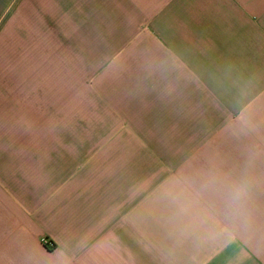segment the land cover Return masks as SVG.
<instances>
[{"label":"crops","instance_id":"0c3cea01","mask_svg":"<svg viewBox=\"0 0 264 264\" xmlns=\"http://www.w3.org/2000/svg\"><path fill=\"white\" fill-rule=\"evenodd\" d=\"M39 1L95 123L0 96V264H264V0Z\"/></svg>","mask_w":264,"mask_h":264},{"label":"rangeland","instance_id":"374dc122","mask_svg":"<svg viewBox=\"0 0 264 264\" xmlns=\"http://www.w3.org/2000/svg\"><path fill=\"white\" fill-rule=\"evenodd\" d=\"M8 2L0 22V96L7 98V112H38L40 128L77 129L84 123L93 127V66L82 63L77 42L63 40L62 25L39 7L45 3ZM82 108L90 119L80 124ZM94 139L71 137L72 143L83 140L91 147Z\"/></svg>","mask_w":264,"mask_h":264},{"label":"built area","instance_id":"2783aa9c","mask_svg":"<svg viewBox=\"0 0 264 264\" xmlns=\"http://www.w3.org/2000/svg\"><path fill=\"white\" fill-rule=\"evenodd\" d=\"M43 242H44V244L46 245V246H51L52 244L50 243V241L49 240H47V239H44L43 240Z\"/></svg>","mask_w":264,"mask_h":264}]
</instances>
